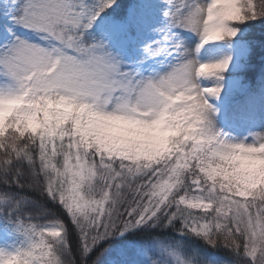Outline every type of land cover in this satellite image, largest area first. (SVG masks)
<instances>
[{"label":"snow or ice","instance_id":"1","mask_svg":"<svg viewBox=\"0 0 264 264\" xmlns=\"http://www.w3.org/2000/svg\"><path fill=\"white\" fill-rule=\"evenodd\" d=\"M0 264H264V0H0Z\"/></svg>","mask_w":264,"mask_h":264},{"label":"trees","instance_id":"2","mask_svg":"<svg viewBox=\"0 0 264 264\" xmlns=\"http://www.w3.org/2000/svg\"><path fill=\"white\" fill-rule=\"evenodd\" d=\"M221 255L226 257L227 256V253H221Z\"/></svg>","mask_w":264,"mask_h":264}]
</instances>
